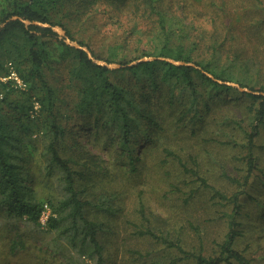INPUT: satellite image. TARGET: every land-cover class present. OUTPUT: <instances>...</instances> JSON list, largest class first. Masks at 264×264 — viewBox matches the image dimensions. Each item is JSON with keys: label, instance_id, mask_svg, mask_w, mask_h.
<instances>
[{"label": "trees", "instance_id": "1", "mask_svg": "<svg viewBox=\"0 0 264 264\" xmlns=\"http://www.w3.org/2000/svg\"><path fill=\"white\" fill-rule=\"evenodd\" d=\"M259 7L264 10V3ZM182 9L188 10L187 3ZM181 14L170 13L163 0H0V210L7 219H24L37 226L46 214L45 228L57 239L49 253L55 251L64 264H88L86 260L105 264L100 239L105 225L89 216L87 209L108 214L117 210L109 195L82 197L76 178L95 161V154L79 136H86L91 144L103 138L104 146L117 144V149H112L114 157L127 158L125 164L136 170L143 160L142 150L154 148L143 142L158 140V130L166 127L158 109L166 114L176 139L183 141L177 134L182 132L184 138L187 134L197 141L236 148L240 167L223 172L229 188L220 189L201 174L198 157L187 152L183 142L157 147L161 162L172 161L178 168L177 180L181 185L185 182L184 196L209 192L210 204L220 207V220L218 216L215 220L225 230L215 241L216 249L206 254L202 231L190 222L198 248H185L181 231L154 221L138 196L139 223H126L164 250L162 258L152 249L144 255L155 264L163 260L166 264H253L247 245L239 248L237 241L243 234L246 200L263 204L250 191L257 192V187L264 190L263 175L258 174L263 144L257 142L264 129V93L235 77L231 69L235 60L218 63L214 49L201 52V40L194 35L197 24ZM20 18L61 26L71 40L88 47L92 56L122 66L109 68L94 62L85 49L66 43L51 27L26 24ZM259 20L264 23V13ZM96 34H103L99 41ZM143 38L146 45H140ZM145 56L155 58L130 64ZM12 71L25 88L11 78L3 79ZM54 77H59L57 83L52 82ZM216 79L235 81L249 91ZM240 103L243 116L216 115L221 107ZM209 123L216 129L224 125L226 138L211 135L217 130L209 133ZM227 128L236 134L229 135ZM69 139L76 154H68L63 146ZM36 156L41 161H35ZM187 177L197 180L193 181L198 182L197 188L186 191ZM50 179L55 189L48 183V192L39 194L38 185ZM177 182L170 185L179 192ZM62 245L66 251L58 250ZM25 246V241L5 243L11 253Z\"/></svg>", "mask_w": 264, "mask_h": 264}, {"label": "rangeland", "instance_id": "2", "mask_svg": "<svg viewBox=\"0 0 264 264\" xmlns=\"http://www.w3.org/2000/svg\"><path fill=\"white\" fill-rule=\"evenodd\" d=\"M261 1L163 0V6L169 9L172 14L182 11L181 15L184 19L195 21L194 25L197 24L198 30L194 31V35H197V38L201 40V52L210 53L214 49L218 63H223L225 59H228V63L230 60H235L236 65L231 67L235 77L244 79L242 81L252 84L255 90L261 89L264 93V23L259 20L264 13V10L259 6L264 2ZM186 3L188 10L182 9ZM213 16L215 18L211 19ZM96 18L99 21V16ZM186 23L191 22L186 20ZM200 31L201 33H199ZM95 36L99 41L103 34ZM58 37H60L59 34ZM99 45L98 42L96 47ZM140 45H146L145 38L140 42ZM83 47L88 49L86 46ZM58 81L59 77L52 79L53 83ZM21 86L26 87L23 82ZM232 86L242 90L236 85ZM243 108L241 103L240 106L225 105L217 110L216 115L218 117L232 115L239 118L241 115L243 116ZM158 110L163 114L161 117L164 124L166 123V127L164 131L158 130V140L143 142L142 145H153L154 148L147 149L145 147L142 150L143 160L137 163L136 170H133L129 164H125L128 161L127 158L114 157L112 149H117V144L104 146L105 138L102 139L103 141L91 144L87 143L86 136H79L81 142L87 144L95 154V161L89 162V167L85 168L83 175L76 178V184L82 197L92 199L100 193L109 195L117 209L115 214L95 211L92 208L87 209L89 216L103 221L105 225L104 231L100 232V239L105 250V264H155L152 258L144 255L148 249L154 250L156 257H163L164 250L159 248L157 243H153L147 236L138 235L134 232L135 228L126 223L127 220L139 223L138 196L143 199L146 210L149 211L154 221L164 227L170 226L172 231L173 229L181 231L179 234L185 248H193V246L198 248L195 230L189 227L190 222L193 226L198 225L202 231L203 252L206 254H210L216 249L215 241L220 240L225 230L223 225L218 222L220 207L210 204L209 192L199 191L191 198L184 196L182 189L185 188V182L184 185H181V181L177 180L178 168L172 165V161L163 164L158 150L155 149L163 143L171 146L183 142L185 150L195 153L198 157V169L201 174L210 183L225 190L229 188V182L223 172L225 170L227 172L234 171L235 167H240L235 160L238 156V149L208 140L197 141L194 137L186 136L187 134H184V138L181 136L183 133L178 132V136L183 139L180 141L174 137L176 133L166 120L167 117L165 119L166 114L162 110ZM207 129L209 133L217 130L215 134L211 135L217 136L219 139L226 138L222 131L223 129L226 132L224 125L216 129L213 124L209 123ZM227 130L229 135L236 134L235 131H230L228 128ZM71 142V140L70 142L65 141L63 146L66 147L68 154L70 152L76 154V147L72 149L69 147ZM257 142L263 144V148L260 150L261 171L258 174L263 175L264 178V174H262L264 173V129ZM35 161H41V159L36 156ZM173 180L178 181L179 192L171 188L170 183ZM185 181L189 182L186 191L191 187L197 188L198 182H193L197 181L194 177L191 179L187 177ZM48 183L52 189H55L54 180L50 179L47 184L43 180L37 187L39 194L45 195L48 192ZM256 191H250V193L258 199L261 198L263 204L258 205L254 200H246L245 214L241 225L243 234L240 235L237 246L243 248L247 245V254L251 257L253 264H264V190L257 187ZM45 212L48 213L49 208ZM217 216L219 217L218 221L215 220ZM45 218L46 215L41 219L42 224L37 226L24 219H7L3 210H0V264H64L55 251L49 253L57 239L55 233L45 228ZM7 241H25L26 246L11 253L5 247ZM58 250L66 251L67 248L62 245ZM86 261L90 264L89 260ZM162 264H166V262L163 260ZM177 264L196 263L188 261Z\"/></svg>", "mask_w": 264, "mask_h": 264}, {"label": "water", "instance_id": "3", "mask_svg": "<svg viewBox=\"0 0 264 264\" xmlns=\"http://www.w3.org/2000/svg\"><path fill=\"white\" fill-rule=\"evenodd\" d=\"M12 18H18V16H13ZM20 19H21V18H20ZM21 20H23L26 24H29V23H35V24H39V25H41V26L51 27L56 33L59 34L60 38H64V41H65L66 43H68V44H70V45H73V46H76V47H79V48H82V49H85V50L88 52L89 56L92 58V60H93L94 62H97V63L102 64V65H106V66L109 67V68H116V67H121V66H122V65L119 64V63H115V62H106V61H103V60L94 59V58L91 56L90 51H89L87 48L81 46L79 43H77V42L71 40V39L65 34V30H64L61 26H51L49 23H46V22H40V21H32V22H30L29 20H26V19H21ZM154 58H155V57H153V56H152V57H146V56H145V57H142V58L137 59V60H135V61H132L130 64H134V63H137V62L142 61V60H149V59H154ZM158 58H159V59L167 60V61L172 62V63H175V64H187V63H185L184 61H181V60H175V59L170 58V57H158ZM188 64H190V65H194L193 63H188ZM205 73H206V72H205ZM207 75H209L210 77L213 78V76H212L211 74L207 73ZM214 79H215V78H214ZM216 80H218L219 82H225V83H227V84L236 85V86H238V87H239L240 89H242V90H248V89H246V88H241L237 83H234V82L222 81V80H220V79H216ZM248 91H249V90H248Z\"/></svg>", "mask_w": 264, "mask_h": 264}, {"label": "built area", "instance_id": "4", "mask_svg": "<svg viewBox=\"0 0 264 264\" xmlns=\"http://www.w3.org/2000/svg\"><path fill=\"white\" fill-rule=\"evenodd\" d=\"M6 78H11V79H13L18 85H22V81L18 78V76L16 75V73L15 72H11L10 73V75L8 76V77H4V79H6ZM46 214H43V216H45ZM43 216H42V218H43ZM41 218V219H42Z\"/></svg>", "mask_w": 264, "mask_h": 264}]
</instances>
